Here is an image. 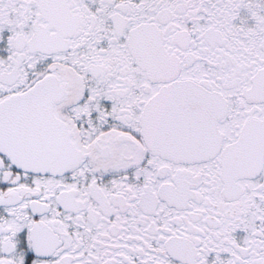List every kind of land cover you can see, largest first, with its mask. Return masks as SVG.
<instances>
[{
    "label": "snow or ice",
    "instance_id": "snow-or-ice-1",
    "mask_svg": "<svg viewBox=\"0 0 264 264\" xmlns=\"http://www.w3.org/2000/svg\"><path fill=\"white\" fill-rule=\"evenodd\" d=\"M0 264H264V0H0Z\"/></svg>",
    "mask_w": 264,
    "mask_h": 264
}]
</instances>
